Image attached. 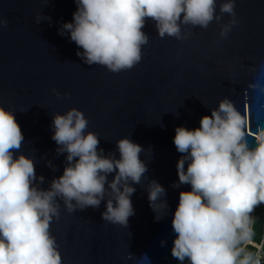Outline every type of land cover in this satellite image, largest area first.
I'll use <instances>...</instances> for the list:
<instances>
[{
    "label": "water",
    "instance_id": "water-1",
    "mask_svg": "<svg viewBox=\"0 0 264 264\" xmlns=\"http://www.w3.org/2000/svg\"><path fill=\"white\" fill-rule=\"evenodd\" d=\"M222 2L217 0V14ZM76 7L74 0H0V16L8 21L0 28V106L15 112L24 135L20 152L34 160L46 189L66 163V153L57 155L51 139L52 115L77 108L89 121L86 131L100 137L105 155L118 158L116 142L128 137L144 149L140 159L148 171L133 185L135 214L127 228L102 219L105 201L73 213L61 203L50 230L62 264H146L139 259L144 255L150 264H180L171 255L172 217L180 191L190 185L172 187L181 156L173 143L175 128H198L200 118L225 97L247 118L248 131L264 128V0H236L238 23L223 39L219 33L228 14L207 29L182 26L190 33L185 40L160 38L154 22L146 21L149 43L142 47L141 61L119 73L84 64L75 43L59 34ZM41 14L51 21L36 23ZM248 141L255 145L252 137ZM149 180L166 190L169 211L160 221L149 207Z\"/></svg>",
    "mask_w": 264,
    "mask_h": 264
},
{
    "label": "clouds",
    "instance_id": "clouds-1",
    "mask_svg": "<svg viewBox=\"0 0 264 264\" xmlns=\"http://www.w3.org/2000/svg\"><path fill=\"white\" fill-rule=\"evenodd\" d=\"M235 2L224 0L217 14V0H74L72 21L58 32L75 43L84 64L119 73L141 61L142 47L149 43L146 21L154 22L160 38L185 40L190 33L182 32V26L207 29L228 14L219 33L223 39L238 23ZM43 20L51 17L41 14L36 23ZM7 24L0 16V28ZM14 113L0 106V264H62L50 230L61 203L73 213L105 201L102 219L127 228L135 214L133 185L148 171L140 159L144 149L122 137L116 142L119 157L105 155L100 137L86 131L89 121L81 110L56 113L51 139L57 155L66 153V163L45 189L34 160L20 152L24 135ZM173 143L181 156L172 187L190 185V190L180 191L172 217V257L180 264H264V248L248 249L255 235L252 213L264 205V128L248 131L247 118L225 97L200 118L198 128L176 127ZM47 166L54 170L50 161ZM146 190L154 219L160 221L169 211L166 190L155 180H149ZM139 259L150 264L146 255Z\"/></svg>",
    "mask_w": 264,
    "mask_h": 264
},
{
    "label": "trees",
    "instance_id": "trees-1",
    "mask_svg": "<svg viewBox=\"0 0 264 264\" xmlns=\"http://www.w3.org/2000/svg\"><path fill=\"white\" fill-rule=\"evenodd\" d=\"M253 223L252 228L255 233L252 241L253 243H261L263 242L264 248V205L257 207L255 211L252 213ZM253 243L248 245V249L250 251H257V247L253 245Z\"/></svg>",
    "mask_w": 264,
    "mask_h": 264
},
{
    "label": "rangeland",
    "instance_id": "rangeland-1",
    "mask_svg": "<svg viewBox=\"0 0 264 264\" xmlns=\"http://www.w3.org/2000/svg\"><path fill=\"white\" fill-rule=\"evenodd\" d=\"M251 242L253 243V241H251ZM251 242H250V243H251ZM261 244H262V242H261V243H255V242L253 243V245L256 246V247H257V246H260Z\"/></svg>",
    "mask_w": 264,
    "mask_h": 264
},
{
    "label": "built area",
    "instance_id": "built-area-1",
    "mask_svg": "<svg viewBox=\"0 0 264 264\" xmlns=\"http://www.w3.org/2000/svg\"><path fill=\"white\" fill-rule=\"evenodd\" d=\"M261 248H263V242H262V244L260 246H257L258 250L261 249Z\"/></svg>",
    "mask_w": 264,
    "mask_h": 264
},
{
    "label": "bare ground",
    "instance_id": "bare-ground-1",
    "mask_svg": "<svg viewBox=\"0 0 264 264\" xmlns=\"http://www.w3.org/2000/svg\"><path fill=\"white\" fill-rule=\"evenodd\" d=\"M252 243V242H251Z\"/></svg>",
    "mask_w": 264,
    "mask_h": 264
}]
</instances>
